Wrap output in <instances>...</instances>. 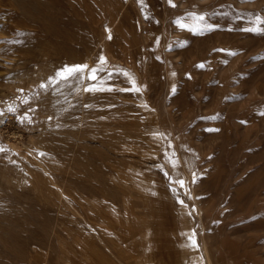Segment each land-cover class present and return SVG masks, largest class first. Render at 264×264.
<instances>
[{"label": "rangeland", "instance_id": "1", "mask_svg": "<svg viewBox=\"0 0 264 264\" xmlns=\"http://www.w3.org/2000/svg\"><path fill=\"white\" fill-rule=\"evenodd\" d=\"M21 1L0 0V109L20 106L0 116V264H264V34L243 31L264 23V0H41L76 39L50 38ZM193 11L223 27L181 30ZM62 41L76 59L55 56ZM100 56L143 92L40 89ZM104 86L131 84L117 74ZM29 108L33 123L20 124Z\"/></svg>", "mask_w": 264, "mask_h": 264}, {"label": "snow or ice", "instance_id": "2", "mask_svg": "<svg viewBox=\"0 0 264 264\" xmlns=\"http://www.w3.org/2000/svg\"><path fill=\"white\" fill-rule=\"evenodd\" d=\"M138 3L141 5L142 10L146 7H150L149 5L145 4V0H138ZM168 3L170 6L175 7L176 5L173 3V0H168ZM215 13H197V12H188L185 16L178 17L174 23L181 29V30H187L191 32L194 35H206L212 31H216L223 27L222 25L218 23H212L209 19L211 15H214ZM150 16L147 12H145V19H149ZM229 31H232V28L227 29ZM243 31L248 33H257V34H264V23H262V18L257 16L255 20L253 21V26L244 28ZM109 39H111V35H109ZM19 42V41H16ZM159 43V41H157ZM187 45V41L178 42L177 46L179 47H185ZM217 52H223L226 53V55L234 57L239 54L238 50H230V49H216ZM157 60H160V57H156ZM223 63H228L227 60L222 61ZM107 60L106 57L100 56L99 61L95 67H89L88 64H74V65H64L61 69H59L54 77H50L49 80L46 83H41L39 85L40 89H42L44 92H48L49 89L52 91L57 90V85L61 83H65L68 85H83L84 82L87 80L89 81L88 86L83 88L84 92L88 93H97V92H112V91H124V92H134V93H142L144 88L143 86H138L136 79L134 76H132L129 72L124 71L122 69H117L116 72L108 71L107 67ZM198 69H205L207 67L206 63H199L196 65ZM106 74L107 80H111L114 78L115 75L119 74L124 76L129 83L131 84V87L129 88H121V89H115L113 87H105L107 80L101 76V74ZM171 76L175 77L177 73L175 71L171 72ZM188 79H191V74H186ZM23 91L22 89L20 90ZM178 92V86L173 85L171 88V94L175 96ZM36 95H39L37 93ZM32 97H24L21 100L22 105H28L31 103ZM85 107H92V105H85ZM144 107H147V105H144ZM19 105H16L14 103L8 104L6 110L0 109V116L4 115V112L7 111L8 113L17 114L19 112ZM30 112H35L34 108H29L26 112H24L23 115H17V121L20 124L28 123L32 124L33 119L32 116L29 115ZM262 116H264V112L260 113ZM220 118V114L217 113L212 116L208 117H201L202 120H208V121H215ZM51 119V118H50ZM241 124H247L248 121L242 120L240 122ZM59 127V125H57ZM206 132L213 133V132H219V128H213L208 127L205 129ZM153 135L156 136H164L163 133H154ZM7 150L0 146V153H4ZM40 156L46 155V153H39ZM173 166L175 167L177 165V161H172ZM167 175V173H164ZM194 175L193 182H196V177ZM181 186L184 185V181L181 180L178 182ZM173 193H176V189H172ZM178 198V197H177ZM180 203L183 204V200H180ZM189 239L192 242V246H198L196 244L195 234H193L192 237H189Z\"/></svg>", "mask_w": 264, "mask_h": 264}, {"label": "bare ground", "instance_id": "3", "mask_svg": "<svg viewBox=\"0 0 264 264\" xmlns=\"http://www.w3.org/2000/svg\"><path fill=\"white\" fill-rule=\"evenodd\" d=\"M46 1V0H45ZM47 1H50V0H47ZM52 1V0H51ZM50 1V5L53 3L55 6V8H56V2L57 1H55V3L52 1L51 2ZM59 1V0H58ZM68 1V0H67ZM22 2V5H23V8L25 9V10H27V11H29L30 10V8H37V10L39 9V13H40V15H42V18L40 19V21H41V24H42V29L49 35V37L51 38L52 37V35H62V36H66V37H68V39L69 38H71V39H76V34L75 33H73V32H69V31H67V28H65V26L64 25H62V23H61V18H59V20H60V22L59 21H57L58 19H54V17L53 18H51L52 20H50V21H47L46 19H45V10L43 9L44 8V6H46L45 4H44V2L43 1H41V0H22L21 1ZM47 3V2H46ZM49 4H47V6H50ZM60 4V1H59V3H58V5ZM57 5V8H62V9H65L66 10V8L68 9V7H66V8H63L62 6H58ZM64 6V5H63ZM51 7V6H50ZM54 7H53V9H54ZM73 7V6H72ZM48 8V7H47ZM74 8V7H73ZM50 9V8H49ZM52 10V9H51ZM61 10V9H60ZM58 11V12H61V11ZM65 10L63 11V13L65 14ZM69 10V9H68ZM67 10V11H68ZM74 10V9H73ZM47 12V11H46ZM50 12V11H49ZM68 14H69V12H68ZM70 14H72V13H70ZM75 14V13H74ZM40 15H35V14H32V17L33 18H38L39 19V17H40ZM62 15V14H61ZM66 15V14H65ZM76 15V14H75ZM53 16V15H52ZM59 16V15H58ZM64 16V15H63ZM51 17V16H50ZM49 17V18H50ZM48 18V19H49ZM58 18V17H57ZM64 18H66V17H64ZM75 19V18H74ZM71 20H72V18H71ZM64 21V20H63ZM66 21V20H65ZM68 21V20H67ZM73 21V20H72ZM74 22V21H73ZM67 23H69V22H67ZM64 24V23H63ZM67 25V24H66ZM65 38V37H64ZM66 39V38H65ZM64 41H62V42H57V44H56V46H55V49H54V54H55V56H59V55H62V54H64L68 59H69V61H70V59L72 60V59H76L77 58V55L74 53V51L70 48V46H68V44L66 45V44H64L63 43ZM66 43H68L67 41H66ZM45 45V44H44ZM50 53H51V51H49ZM59 58V57H58ZM16 230V228H12L10 231H8V230H4V235H5V233H10L9 234V242L13 245H19V240H18V238H15V236H16V234H14L15 231ZM2 233V234H3ZM5 237V236H4ZM7 238H8V236H7Z\"/></svg>", "mask_w": 264, "mask_h": 264}]
</instances>
